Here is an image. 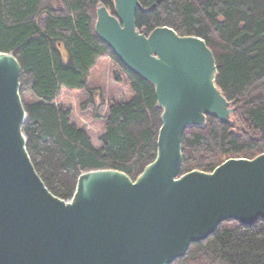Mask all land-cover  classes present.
<instances>
[{
    "label": "water",
    "instance_id": "95a60500",
    "mask_svg": "<svg viewBox=\"0 0 264 264\" xmlns=\"http://www.w3.org/2000/svg\"><path fill=\"white\" fill-rule=\"evenodd\" d=\"M100 3L96 31L125 66L153 83L164 109L157 156L133 180L118 169L83 172L71 200L37 172L23 124L22 66L0 51V264H171L230 219H264V152L212 172L180 174L187 127L231 123L212 49L197 35L137 28L140 0Z\"/></svg>",
    "mask_w": 264,
    "mask_h": 264
},
{
    "label": "trees",
    "instance_id": "16d2710c",
    "mask_svg": "<svg viewBox=\"0 0 264 264\" xmlns=\"http://www.w3.org/2000/svg\"><path fill=\"white\" fill-rule=\"evenodd\" d=\"M140 2L141 32L167 25L206 41L217 63L216 84L234 109L231 123L208 115L205 124L186 128L180 174L212 172L229 158L263 153L264 0ZM100 3L116 14L114 0H0V51L12 52L22 66L27 149L47 187L66 200L83 172L118 169L135 180L157 156L164 109L155 85L129 70L98 36ZM102 56L110 58L114 79L128 83L131 97L111 99L104 116L94 108V117L104 120L97 147L74 122L72 108L57 100L62 88L93 92L91 70ZM171 264H264V219L251 225L225 220Z\"/></svg>",
    "mask_w": 264,
    "mask_h": 264
},
{
    "label": "rangeland",
    "instance_id": "374dc122",
    "mask_svg": "<svg viewBox=\"0 0 264 264\" xmlns=\"http://www.w3.org/2000/svg\"><path fill=\"white\" fill-rule=\"evenodd\" d=\"M88 86L93 92L87 89L62 88L57 102L72 108L74 122L85 127L94 145L99 147L102 144L100 137L104 132V120L102 117H94V108L97 107L104 116L111 99H130L131 90L128 83H119L114 79L113 64L110 58L105 56L100 57L91 70ZM32 98V94L29 93L27 100H32ZM230 119L232 120V114Z\"/></svg>",
    "mask_w": 264,
    "mask_h": 264
},
{
    "label": "bare ground",
    "instance_id": "6f19581e",
    "mask_svg": "<svg viewBox=\"0 0 264 264\" xmlns=\"http://www.w3.org/2000/svg\"><path fill=\"white\" fill-rule=\"evenodd\" d=\"M69 200H71L70 203H73L72 199H69Z\"/></svg>",
    "mask_w": 264,
    "mask_h": 264
}]
</instances>
